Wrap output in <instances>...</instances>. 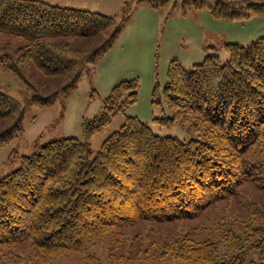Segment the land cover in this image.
Here are the masks:
<instances>
[{"label": "trees", "instance_id": "trees-1", "mask_svg": "<svg viewBox=\"0 0 264 264\" xmlns=\"http://www.w3.org/2000/svg\"><path fill=\"white\" fill-rule=\"evenodd\" d=\"M195 7L221 12L206 0ZM249 14L264 15V5ZM121 29L114 17L97 12L0 0V37L17 45L15 57L5 52L0 61L15 71L34 64L44 76L65 77V88H74ZM97 37L91 50L73 43ZM226 49L227 62L209 55L191 70L177 61L170 66L165 97L171 116L159 121L182 122L194 137L161 136L129 116L94 154L93 135L138 99L137 79H131L114 87L100 116L85 121L84 140H53L24 156L17 170L0 179V264L7 248L25 241L35 250L25 264H52L69 253L87 257L113 228L197 218L246 182L264 190V36ZM16 110L15 101L0 92V146L23 132ZM250 245L229 253L211 239L181 247L187 251L184 264H264V258H250L264 240Z\"/></svg>", "mask_w": 264, "mask_h": 264}, {"label": "rangeland", "instance_id": "rangeland-1", "mask_svg": "<svg viewBox=\"0 0 264 264\" xmlns=\"http://www.w3.org/2000/svg\"><path fill=\"white\" fill-rule=\"evenodd\" d=\"M54 5L84 9L112 16L122 29L106 52L99 55L74 88H65L67 78L44 76L34 64L13 70L0 61V92L16 103L23 132L0 146V179L17 170L24 156L53 140L75 137L84 140L83 126L105 111L114 87L137 79L138 99L91 139L96 154L105 140L125 123L138 117L161 136L182 140L195 135L182 122L165 125L171 116L165 97L168 72L173 61L191 70L209 55L227 62L228 43L244 46L264 36V15H250L264 0H206L221 12L197 9L205 0H40ZM240 12L235 18L226 14ZM0 37V56L12 57L16 44ZM72 40V39H71ZM2 41V43H1ZM100 38L74 41L80 50H91ZM13 62L12 60H9ZM34 98L36 100H34ZM40 99H48L42 105ZM189 119H194L193 115ZM188 125V124H187ZM264 237V190L254 181L243 183L233 197L208 208L201 216L168 222L141 221L125 228H113L92 248L89 255L69 253L52 264H184L187 251L182 242L214 240L222 253L251 247ZM31 241L5 251L4 264H25L35 254ZM253 260L264 258V247H255ZM184 257V258H183ZM249 258V259H250Z\"/></svg>", "mask_w": 264, "mask_h": 264}]
</instances>
